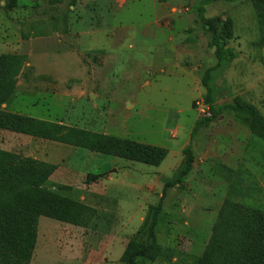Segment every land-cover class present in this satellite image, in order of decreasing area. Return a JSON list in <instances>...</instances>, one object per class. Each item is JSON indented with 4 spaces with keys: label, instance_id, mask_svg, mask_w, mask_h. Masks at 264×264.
<instances>
[{
    "label": "rangeland",
    "instance_id": "rangeland-1",
    "mask_svg": "<svg viewBox=\"0 0 264 264\" xmlns=\"http://www.w3.org/2000/svg\"><path fill=\"white\" fill-rule=\"evenodd\" d=\"M203 1L75 0L67 9L68 0H0V38L11 33L15 54L47 72L53 54L65 59L57 61L65 77L63 93L56 92L62 111L51 120L57 115L64 126L168 152L159 167H149L43 142V152L30 157L54 163L50 182L73 189L99 219L79 228L40 218L31 264H121L207 113L200 78L215 59L197 16ZM205 19L218 30L227 20L232 25L236 58L216 74V85L264 117V45L251 0L212 2ZM192 145L191 173L163 197L156 237L165 258L141 264H192L225 201L264 212V141L251 136L246 121L223 116L199 130ZM87 175L98 179L87 182Z\"/></svg>",
    "mask_w": 264,
    "mask_h": 264
},
{
    "label": "trees",
    "instance_id": "trees-1",
    "mask_svg": "<svg viewBox=\"0 0 264 264\" xmlns=\"http://www.w3.org/2000/svg\"><path fill=\"white\" fill-rule=\"evenodd\" d=\"M216 1L236 6L240 0H206L197 8V16L211 36L208 48L215 59V65L205 70L200 78L207 113L196 120L179 166L170 179L163 181L158 203L147 207L142 224L127 242L119 259L121 264H141L165 258L156 237L163 197L169 189L181 186L191 173L194 164L192 143L199 130L232 114L235 119L249 124L253 138L264 141V117L255 107L238 97L232 98L216 85V74H223L236 58L229 45L231 22L225 21L218 30L205 19V7ZM74 2L68 0L67 9ZM251 5L259 24L260 44L264 45V0H251ZM25 61L23 55H0V105L14 93L16 78ZM0 129L149 167H159L168 155L163 148L2 111ZM56 170L53 164L0 150V264H31L40 218L79 228L93 226L99 219L92 208L74 198L73 189L50 182ZM97 179L98 175H87V182ZM192 264H264V212L225 201L201 256L192 258Z\"/></svg>",
    "mask_w": 264,
    "mask_h": 264
},
{
    "label": "crops",
    "instance_id": "crops-1",
    "mask_svg": "<svg viewBox=\"0 0 264 264\" xmlns=\"http://www.w3.org/2000/svg\"><path fill=\"white\" fill-rule=\"evenodd\" d=\"M125 1L126 0H124V2ZM12 37L13 36L10 32H8V30L3 33L2 38H0V55L15 54V47H13L11 43L13 41ZM60 43L61 41H58L56 43V47H58V44ZM53 56H55L52 57L55 62H51V67L54 68V70L49 72L41 70L36 63L31 61V59H26L20 74L16 78L14 93L5 103L0 105V111L7 114L31 118L41 122L54 123L64 126L62 122L58 120L57 115L55 116L56 118L51 120L53 113H61L62 111L59 110L62 107L58 106V102H56V99L58 98L56 92L59 91L63 93V86L65 84V77L61 74L59 69L61 66L57 62L65 61V59L62 57L63 55L57 53L53 54ZM56 63H58V65H56ZM57 86L59 88H57ZM43 142L55 143L47 140L34 139L30 136L0 129V150L5 152L17 154L19 152L26 151L27 153L24 154L25 157L31 158L30 156L33 152H43L41 150ZM38 147H41V149ZM42 156H45V154ZM38 161L52 164L46 160L39 159ZM53 165L55 164L53 163Z\"/></svg>",
    "mask_w": 264,
    "mask_h": 264
},
{
    "label": "built area",
    "instance_id": "built-area-1",
    "mask_svg": "<svg viewBox=\"0 0 264 264\" xmlns=\"http://www.w3.org/2000/svg\"><path fill=\"white\" fill-rule=\"evenodd\" d=\"M206 111H207V108H206Z\"/></svg>",
    "mask_w": 264,
    "mask_h": 264
}]
</instances>
